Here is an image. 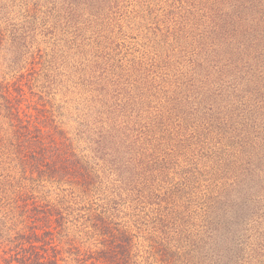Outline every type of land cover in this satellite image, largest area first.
Wrapping results in <instances>:
<instances>
[{
  "label": "rangeland",
  "instance_id": "rangeland-1",
  "mask_svg": "<svg viewBox=\"0 0 264 264\" xmlns=\"http://www.w3.org/2000/svg\"><path fill=\"white\" fill-rule=\"evenodd\" d=\"M246 1L40 0L37 29L25 24L72 145L107 183L135 184L120 221L160 248L149 264H264V0ZM4 6L23 24L19 0ZM133 158L167 197L128 181ZM172 220L190 228L185 252Z\"/></svg>",
  "mask_w": 264,
  "mask_h": 264
},
{
  "label": "trees",
  "instance_id": "trees-1",
  "mask_svg": "<svg viewBox=\"0 0 264 264\" xmlns=\"http://www.w3.org/2000/svg\"><path fill=\"white\" fill-rule=\"evenodd\" d=\"M19 1L15 16L21 25L9 16L13 9H0V264H149L160 248H141L132 228L120 221L124 209L139 201L135 184L107 183L90 155L72 145L71 138L82 137L63 129L49 62L28 41L25 24L37 29L40 0L32 6ZM95 1L70 3L85 11ZM117 77L112 83L123 86ZM139 159L131 160L134 169L125 177H142L144 194L167 197L169 187L157 185L154 171L141 170ZM169 227L166 233L185 252L190 228L179 229L174 220ZM217 263L207 256L203 264Z\"/></svg>",
  "mask_w": 264,
  "mask_h": 264
}]
</instances>
